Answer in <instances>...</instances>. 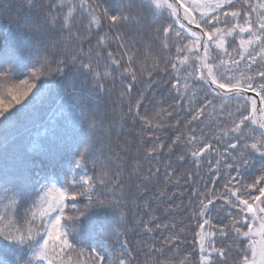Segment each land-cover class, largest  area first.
Wrapping results in <instances>:
<instances>
[{
    "label": "snow or ice",
    "instance_id": "obj_1",
    "mask_svg": "<svg viewBox=\"0 0 264 264\" xmlns=\"http://www.w3.org/2000/svg\"><path fill=\"white\" fill-rule=\"evenodd\" d=\"M28 2L27 10L23 4H9L2 9L13 23L34 37L33 48L39 58L29 68L26 78L7 89L11 99L7 104L0 101V124H8L30 109L48 88V78L63 77L65 70L72 67L84 77L87 87L73 86L65 91L61 100L78 122H86L94 129L102 116L94 115L97 109L87 104L93 94L91 90L97 95L106 91L105 80L114 79L113 74L118 71L124 88L123 98L143 78L147 86L140 90L134 105L129 102L127 112L151 134V146L144 149L145 158L158 159L162 155L160 150L166 149L172 154L176 149L177 161L190 156L193 166L199 168L203 159L215 177L203 184V191L193 186L190 194L193 199L186 211L194 225L186 223L178 228L175 223L156 224L157 229H163L168 235L160 242L146 243V254L153 258V264H264V167L250 183L245 182L243 175V170L251 166L257 155L264 158V0L255 3L252 0H171L166 5V15L161 12L160 19L152 22L159 25L155 31L162 37L163 55L150 66H137L133 46L124 43L119 36L113 37L117 40L118 52L109 50L105 46L108 37L100 35H97L95 48L86 49L80 32H74L73 27L75 19L85 13L93 19L100 16L101 21L106 17L112 25L140 23L145 9L157 14L159 0H147V3L133 0L118 15L95 0H43L34 6L32 0ZM132 9L136 15L128 14ZM54 32H60L62 37L67 34L76 41V46L70 52L62 49L63 56L52 51L57 41L49 37ZM19 48L24 56L33 54V48L24 44ZM20 59L5 50L0 55V77L17 75ZM160 74L168 82L173 99L166 108L163 100L155 101L161 105L157 115L171 117L173 110H177V115L187 112L191 119L187 121L186 133L163 120L153 123L147 115L146 93L152 85L160 83L155 78ZM190 83L191 88L203 95V99H197L195 107L190 98ZM209 109L226 114L227 127L221 122L218 135L206 134L201 129L198 136L197 128L192 125L201 117L207 118ZM180 124L177 119L176 125ZM173 127L178 134L166 144L158 132ZM224 139L227 145L221 152L219 145ZM90 144L88 141L78 150L79 159L74 164L77 170L87 167L86 161L95 150V145ZM217 152L224 156L223 165L220 159L208 158ZM163 167L164 175L179 184L180 179L168 171L173 169L172 162L169 160ZM222 167L226 172L221 171ZM147 171L145 179L150 180L160 168L150 167ZM49 179L41 177V181ZM114 179L115 187H119L122 182L118 173L106 178V174L97 176L94 172L93 175L77 174L60 182H40L38 188H33L26 181L13 183L5 178L2 191L12 195L11 204L30 201L31 206L22 221L14 212L0 214V238L9 242L0 248V264H133L135 258L131 256L132 249L127 248L126 239L122 240L119 257L115 259L106 249L102 251L95 246L84 249L74 239V234L79 232V221L86 215L85 209L118 203L99 197L93 201L95 186ZM221 179L223 183H219ZM81 199L88 202L85 209L78 207ZM146 231L151 234L153 228L148 227ZM225 242H229L226 247ZM185 244L188 247L181 255V245ZM24 248L30 250L31 255L21 261L19 250Z\"/></svg>",
    "mask_w": 264,
    "mask_h": 264
},
{
    "label": "trees",
    "instance_id": "obj_2",
    "mask_svg": "<svg viewBox=\"0 0 264 264\" xmlns=\"http://www.w3.org/2000/svg\"><path fill=\"white\" fill-rule=\"evenodd\" d=\"M164 1H159L160 9L156 15H153L151 10L145 9L144 18L140 23L124 22L112 25L106 17L101 21L100 16H95L93 19L85 13L75 19L73 31L80 32L86 49L89 46L95 48L97 35H100L108 37L105 46L109 50L118 52L117 40L113 37H122L124 43L133 46L137 66L140 64L150 66L154 60L163 55L160 48L162 37L155 31L159 25H154L152 22L160 19L161 12L166 15L167 2ZM41 2L43 0H32V5H39ZM95 2L106 7L110 13L118 15L133 0H95ZM252 2L255 3L256 0ZM9 4L13 6L23 4L25 10L30 7L28 0H0V55L8 50L21 57L17 65L18 78L17 75L10 78L0 77V101L4 104L11 99L7 89L17 85L19 79L26 78L29 68L39 58L33 48L34 37L24 32L2 11L4 6ZM128 14L136 15L135 9L130 10ZM49 39L57 41L52 51L60 56L64 54L62 49L70 52L76 46L74 39L67 34L62 37L60 32L52 33ZM20 44L33 48V54L24 56L19 48ZM48 54L51 56L52 52ZM190 62L189 60L188 63ZM113 75L114 79L105 80L106 91L97 95L94 90H91L93 94L87 100L90 108L97 109L94 115L102 116V119L97 120L94 129H90L86 122H78L77 118L71 114V109L61 100L65 91L73 86L87 87L84 77L78 75L72 67L65 70L63 77L55 79L49 77L48 88L30 109L18 114L12 122L0 124V214L14 212L17 219L22 221L24 213L31 206L30 201L18 205L11 204L12 195L2 191L5 178L13 183L26 181L31 187L38 188L40 182H60L65 178L71 179L77 174L93 175L95 172L97 176L106 174L108 178L118 173V179L122 182L119 187H115L114 179L105 185L97 184L93 193L94 202L99 197L105 201H118L117 204L104 208L94 206L85 209L87 200L78 201V207L85 209L86 215L79 221V232L74 234V239L78 246L84 249L90 246H95L102 251L106 249L113 255V259L119 257L121 242L126 239L127 248L132 249L131 256L135 258L133 264H153V258L145 252V244L160 242L168 235L163 229H157L155 225L175 223L178 228L186 223L194 225V221L188 220L189 212L186 211L189 201L193 199L190 195L193 186L203 191V184H207L215 177L212 176L208 164L203 159L199 168L193 166L190 156L184 161H177L179 152L176 149L172 154H169L166 149L160 150L162 155L158 159L145 158L144 149L151 146V134L145 131L144 125L128 114L127 106L130 101L133 105L135 104L138 93L146 88L147 81L141 78L140 82L133 86L132 92L122 98L121 93L124 92V88L119 72ZM155 78L160 83L152 85L146 93L145 104L149 110L147 115L153 123L163 120L186 133L189 127L187 121L191 119V115L187 112H180L177 115V110H173L171 117L157 115L161 105L155 101L163 100V106L166 108L173 97L170 95L171 89L163 74ZM37 86H40L39 83ZM190 98L194 101L193 107H195V102L197 99H203V95L198 89L191 88ZM232 110H235V102L232 104ZM208 112L207 118L201 117L200 121L192 125L197 128L195 134L198 136L201 129L206 134L218 135L221 122H224L227 127L226 114L221 115L218 111L211 109ZM141 114H145L144 105L141 107ZM177 119L181 121L178 126ZM177 134L175 127L158 132V135L163 136L166 144L171 143ZM88 141L95 145V150L86 161L87 167L77 170L74 164L79 159L78 150ZM226 145L227 139L222 140L219 145L221 152ZM221 152L208 158L220 159L223 165L225 160ZM169 160L173 164V169L168 171L173 177L180 179L179 184L175 182V179L170 180L164 175L163 164ZM150 167L160 168V172L153 173L152 178L147 180L145 177L148 176L147 170ZM212 167L215 165L213 164ZM262 167H264V158L257 155L251 166L243 170L245 182L250 183L257 177ZM221 171L226 172L223 167ZM42 176L50 179L41 181ZM185 177L190 178L186 180ZM219 183H223V179ZM148 227L153 228L151 234L146 231ZM120 233L124 235L121 236ZM8 243L0 238V248ZM190 243L189 236L188 244ZM227 243L229 242H225V247ZM188 244L181 245V255L184 254ZM30 255V250L27 248L19 250L21 261L28 260ZM75 259L73 256L72 261L74 262Z\"/></svg>",
    "mask_w": 264,
    "mask_h": 264
},
{
    "label": "water",
    "instance_id": "obj_3",
    "mask_svg": "<svg viewBox=\"0 0 264 264\" xmlns=\"http://www.w3.org/2000/svg\"><path fill=\"white\" fill-rule=\"evenodd\" d=\"M195 29V27H193Z\"/></svg>",
    "mask_w": 264,
    "mask_h": 264
},
{
    "label": "rangeland",
    "instance_id": "obj_4",
    "mask_svg": "<svg viewBox=\"0 0 264 264\" xmlns=\"http://www.w3.org/2000/svg\"><path fill=\"white\" fill-rule=\"evenodd\" d=\"M160 1V0H159Z\"/></svg>",
    "mask_w": 264,
    "mask_h": 264
}]
</instances>
